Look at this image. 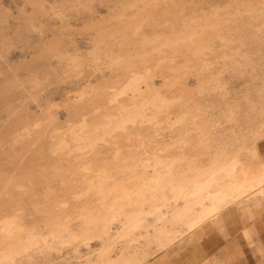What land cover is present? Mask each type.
I'll use <instances>...</instances> for the list:
<instances>
[{
  "label": "rangeland",
  "instance_id": "374dc122",
  "mask_svg": "<svg viewBox=\"0 0 264 264\" xmlns=\"http://www.w3.org/2000/svg\"><path fill=\"white\" fill-rule=\"evenodd\" d=\"M254 1L0 0V264H219L195 230L221 208L188 229L168 182L187 153L248 150L264 166V14L243 11ZM211 18L217 33L200 39ZM158 59L170 62L135 77Z\"/></svg>",
  "mask_w": 264,
  "mask_h": 264
},
{
  "label": "crops",
  "instance_id": "0c3cea01",
  "mask_svg": "<svg viewBox=\"0 0 264 264\" xmlns=\"http://www.w3.org/2000/svg\"><path fill=\"white\" fill-rule=\"evenodd\" d=\"M245 153L241 151L238 159L226 156L222 162L217 158L194 160L189 162L188 173H179L172 178L174 181L168 182L174 198L184 201L183 214L177 219L188 229L221 208L195 230L198 233L196 246L202 258L219 264H264V166L257 161L263 174L252 182L247 176L248 150ZM252 192L258 193L230 203ZM142 223V217L131 220L132 232ZM177 239L178 235L174 234L168 238V243Z\"/></svg>",
  "mask_w": 264,
  "mask_h": 264
},
{
  "label": "bare ground",
  "instance_id": "6f19581e",
  "mask_svg": "<svg viewBox=\"0 0 264 264\" xmlns=\"http://www.w3.org/2000/svg\"><path fill=\"white\" fill-rule=\"evenodd\" d=\"M231 9H232V7H231ZM245 13H247L248 14V16L249 15H251V17H255V14L256 15H263L264 14V0H256V1H254V2H252L249 6H248V9L246 10H243ZM210 14H211V12H210ZM244 16V15H243ZM246 16V15H245ZM232 17H236V18H238V17H241V14L240 13H235V14H232ZM220 18V17H219ZM244 18V17H243ZM247 18V17H246ZM201 19H203V17L201 18ZM205 19V18H204ZM232 19V18H231ZM222 20V19H221ZM246 20V19H245ZM239 21V20H238ZM237 21V22H238ZM220 21H218V20H216V19H214V18H211L210 19V21H207L206 23H205V25H204V31H203V33H202V35L200 36V39H210V38H214V34L215 33H217L216 31L217 30H215L214 28H215V26L214 25H216L217 23H219ZM247 22V21H246ZM220 24V23H219ZM203 27V26H202ZM240 27V26H239ZM196 28H198V27H196ZM231 28V27H230ZM225 33V32H224ZM223 33V34H224ZM227 33V32H226ZM220 36V35H219ZM228 37V36H227ZM203 56V55H202ZM185 61V60H184ZM169 59H158V60H156L155 61V69H145V70H142L141 72H139L138 74H137V76H135V77H141V76H143V75H145V74H154L155 73V71H157V70H162V66L163 65H167V64H169ZM177 62V61H176ZM190 74V73H189ZM214 74V73H213ZM185 77V76H184ZM146 78V77H145ZM140 81V80H139ZM154 87H155V85H153ZM152 86V87H153ZM117 89V88H116ZM224 89V88H223ZM163 90V89H162ZM156 92V91H155ZM99 96H100V94H98ZM127 96V95H126ZM170 97V96H169ZM203 97V96H202ZM104 98V97H103ZM156 98V97H155ZM159 98H160V96H159ZM121 99H124L123 97L121 98ZM129 99H131V98H129ZM197 99V98H196ZM180 102V101H179ZM108 104V103H107ZM111 104H113V103H111ZM181 105V104H180ZM88 105H86V106H84V108H86ZM199 106V105H198ZM202 108V107H201ZM91 109V108H90ZM175 110V109H174ZM127 115V114H126ZM129 115V114H128ZM101 116V118L100 119H104V120H107L108 119V115H100ZM92 118V117H91ZM126 119V118H125ZM90 120V119H89ZM93 120V119H92ZM92 120H91V122H92ZM96 120V119H95ZM205 121V120H204ZM66 122H68V121H66ZM85 122H87L86 120H85ZM210 122V121H209ZM213 122V121H212ZM80 123V122H79ZM203 123V122H202ZM114 124H115V122H114ZM195 124H197V123H195ZM199 124H201V123H199ZM104 124H99L98 126H100V127H102ZM197 127V126H196ZM102 129H104V128H102ZM129 129V128H128ZM134 129V128H133ZM210 130V132H213V130H216V129H219L218 128V125H216L215 123H213L212 125H211V127L209 128ZM231 129V128H230ZM200 130L202 131V129L200 128ZM232 130H234L233 128L230 130V131H232ZM114 131V130H113ZM117 131H119L118 129H117ZM134 131V130H133ZM201 131H198V132H200L201 133ZM205 131V130H204ZM203 131V132H204ZM223 131V130H222ZM216 133V132H215ZM198 134V133H197ZM233 134V133H232ZM129 135V134H128ZM200 135V134H199ZM204 135V134H203ZM228 135V134H227ZM208 136V135H207ZM124 137V136H123ZM197 138V137H196ZM199 138V137H198ZM201 138H202V136H201ZM213 138V137H212ZM228 138V137H227ZM193 139H194V137H193ZM203 139V138H202ZM224 139V138H223ZM124 140V139H123ZM126 140H128V139H126ZM206 141V143H204V145H203V147L204 148H202V150H206L205 149V147L206 148H208V147H210L209 145H213L214 144V142L212 141L210 144H209V142L207 143V141H211L210 139H205ZM215 140V139H214ZM230 140V139H229ZM219 140H217L216 142H218ZM63 143H65V140H62V144ZM161 143V142H160ZM203 143V142H202ZM213 143V144H212ZM217 144V143H216ZM153 145V144H152ZM159 145V144H158ZM201 145V144H200ZM208 145V146H207ZM233 146V145H232ZM235 146V145H234ZM214 148V147H213ZM218 148V147H217ZM245 148V147H244ZM73 149V148H72ZM154 149V148H153ZM211 150V149H210ZM227 150V149H226ZM234 150V149H233ZM241 150V149H240ZM222 151V150H221ZM225 151V150H224ZM76 152V151H75ZM226 152V151H225ZM228 152V151H227ZM217 153V152H216ZM186 154V153H185ZM186 155H189V156H191V157H193V159H192V161H194L195 160V155H197V153H195V152H193L191 155L189 154V153H187ZM183 157H185V155L183 154L182 155ZM216 156V155H215ZM171 157H174V156H171ZM205 157H206V155H205ZM66 159H68V158H66ZM75 159H76V157H75ZM174 159V158H173ZM178 159H179V162L180 161H182V160H184V159H181V156L180 157H178ZM202 159V158H201ZM210 158H208L207 157V159L206 160H209ZM161 160V159H160ZM176 161H177V159H175ZM227 160V159H226ZM71 161V160H70ZM191 161V160H190ZM202 161V160H201ZM204 161V160H203ZM156 162V161H155ZM183 162V161H182ZM195 162V161H194ZM221 162H222V159H221ZM220 162V163H221ZM225 162V161H224ZM184 163V162H183ZM188 163V162H187ZM67 164V163H66ZM71 164V163H70ZM208 165V164H207ZM247 176H248V178L252 181V182H254V181H256L258 178H260L261 177V175L263 174H261V171H260V167H259V164L257 163V161H256V159H253V160H249V162H247ZM181 166V165H180ZM63 167V166H62ZM127 167V166H126ZM129 167H131V166H129ZM184 168V167H183ZM63 169V168H62ZM130 169V168H129ZM243 169V168H242ZM127 170V169H126ZM180 170H183V169H180ZM239 171H241V169H238ZM135 171V170H134ZM216 171V170H215ZM59 172V171H58ZM62 172V171H61ZM185 172H186V170H185ZM188 173V172H187ZM224 173V172H223ZM59 174V173H58ZM99 174V173H98ZM193 174V173H192ZM63 175V174H62ZM180 175V174H179ZM187 175V174H186ZM209 175H210V173H209ZM101 176V175H100ZM167 176V175H166ZM189 176V175H188ZM187 176V177H188ZM191 176V175H190ZM189 176V177H190ZM162 177V176H161ZM177 177V176H176ZM185 177V176H184ZM197 178V177H196ZM205 178V177H204ZM175 179V178H174ZM182 179V178H181ZM198 179V178H197ZM203 179V178H202ZM248 179V180H249ZM12 180V179H11ZM11 180H9L8 182H10ZM153 180V179H152ZM161 180H163V177L161 178ZM148 181V180H147ZM172 181V180H171ZM100 182V181H99ZM149 183V182H148ZM147 183V184H148ZM138 184V183H137ZM255 185V184H254ZM89 186V185H88ZM117 186V185H116ZM145 186V185H144ZM164 186V185H163ZM251 186V185H250ZM111 188V187H110ZM116 188V187H115ZM119 188V187H118ZM118 188H116V190L118 189ZM122 188H124V187H122ZM143 188V187H142ZM120 189H121V187H120ZM119 189V190H120ZM125 189V188H124ZM127 190H128V188H126ZM108 190H109V188H108ZM115 190V191H116ZM121 190H123V189H121ZM138 190V189H137ZM136 190V191H137ZM155 190V188H153L152 187V189L150 190V191H154ZM107 191V190H106ZM135 191V192H136ZM99 192V191H98ZM9 195V194H8ZM116 196V195H115ZM6 197H8V196H6ZM118 197H120V196H118ZM100 199V198H99ZM111 199V198H110ZM157 199V198H156ZM108 200H109V196H108ZM100 201V200H99ZM107 201V200H106ZM107 202H110V200L109 201H107ZM58 203V202H57ZM143 203V202H142ZM152 203H154V202H152ZM104 204V203H103ZM155 204V203H154ZM103 206V205H102ZM97 208V207H96ZM109 209H111V210H114L115 208H118L117 206H116V203H112L111 205H110V207H108ZM155 209V208H154ZM153 210V209H152ZM109 211V210H108ZM118 211V210H117ZM57 213V212H56ZM85 213V212H84ZM87 215V214H86ZM84 216H85V214H84ZM23 217V216H22ZM4 219V218H3ZM112 219V218H111ZM110 219V220H111ZM128 219V218H127ZM136 219V218H135ZM140 219V218H139ZM138 219V220H139ZM22 220V219H21ZM132 220V219H131ZM1 221V220H0ZM136 222V221H135ZM22 223V222H21ZM20 225H22V224H20ZM1 229V228H0ZM7 233H10L11 234V232H13V231H18V230H20V226H19V224H18V222L15 220V221H13L11 224H8L7 225V228L6 229H4ZM91 230V229H90ZM87 233V231H86V229L85 230H82L81 232H80V235H79V237H78V239H80V240H82L83 239V237H84V235ZM87 235V234H86ZM14 236H16V235H14ZM13 237V236H12ZM76 241V240H75ZM78 241V240H77ZM33 244V243H32ZM1 245V244H0ZM45 248V247H44ZM25 249V248H24ZM11 252V251H10ZM7 253V252H6ZM14 256V255H13ZM11 257V256H10ZM1 258V257H0ZM6 258H7V256H6ZM9 261V260H8Z\"/></svg>",
  "mask_w": 264,
  "mask_h": 264
}]
</instances>
